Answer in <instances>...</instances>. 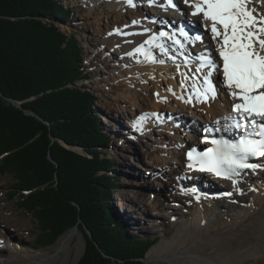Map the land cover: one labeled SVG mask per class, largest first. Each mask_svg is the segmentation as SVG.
Here are the masks:
<instances>
[{"label":"trees","instance_id":"trees-1","mask_svg":"<svg viewBox=\"0 0 264 264\" xmlns=\"http://www.w3.org/2000/svg\"><path fill=\"white\" fill-rule=\"evenodd\" d=\"M68 17L57 0H0V173L13 177L9 198L37 221L41 248L77 228V264H143L159 238H129L111 213L108 137L96 97L74 86L87 78L82 48L51 23Z\"/></svg>","mask_w":264,"mask_h":264},{"label":"bare ground","instance_id":"bare-ground-1","mask_svg":"<svg viewBox=\"0 0 264 264\" xmlns=\"http://www.w3.org/2000/svg\"><path fill=\"white\" fill-rule=\"evenodd\" d=\"M75 1L84 4L87 9H89L87 15V18L89 19L94 16L95 12H98L100 15L105 14V30L111 32L105 35L98 30L100 27L99 18H97V20L93 18L94 30H92V32L101 37V39L97 41V44L102 48L104 47L108 53L114 55V58H116L117 63L112 67L114 70L113 73L116 72L115 75L117 80L122 81L123 85L129 87L128 92L131 90L126 98L132 102H136L139 95L137 91L130 88L134 86L135 83H143L145 81L152 82L155 92L158 93V97L155 100L149 101L148 106L151 109L148 111L147 115L142 114L136 118L132 116L133 122L131 129H133L138 138L141 139L149 136L150 133L147 131L152 122L155 125H153V123L151 125L155 126V128L158 126L162 127L164 130L174 131L177 137L174 140L172 139L170 145L171 148L168 149L169 151L162 152L166 153L168 159L166 156L160 157L158 155L159 158H156V163H159V167L162 165V168H165L166 166L168 170L171 169L169 170L171 171L169 176H171L172 179H176L181 186L185 185L184 179H186L190 184L188 188L187 185L183 186L184 188L186 187V190L190 191L189 189H191V187H201L203 189V192L200 194L196 191H190V197L194 196L201 201L198 204L195 203L196 210L194 213L188 218L180 220L178 230L173 238L175 243L172 242V244L166 248H162L164 245L162 243L156 247H154V245V248L149 250L148 254H146V257L144 258L145 263H149L150 260L153 259V254L169 251L170 249L173 250V258L170 259V261L180 264H246L251 259L256 261L259 257V248L262 246L264 249V171L258 170L255 174L244 176L241 179V182L234 187L232 183L217 180L211 175L198 173L188 169L184 156L188 147H192L198 143V135H200V137L206 135L208 131V123H229L230 117L235 116L237 113L233 111V106L239 102L233 99L229 94L232 90L221 86L220 78L224 77L220 72H212L211 75L215 85L221 91L220 98L212 100L210 104L201 102L203 100L202 95H204L201 81H203L205 72H208L209 70L205 69L200 72H194L193 68L196 65L191 62L194 60L191 55L193 54V56L196 57L199 54L208 55L213 61H217V57L220 56L219 48L221 45L217 40L212 38L210 30L211 24L208 22L205 23L201 16H195L194 26L204 31L206 35L204 44H199L198 47L193 48L192 52L183 50L172 53L173 51L171 50L162 53L160 49H156V42L151 44L145 43L146 41H150V37L154 32L158 29L165 28L166 17H172L171 13L167 11L163 4L158 0H156L158 6H149L148 0H145V6L137 5L134 2V7L129 6L128 0ZM178 5L183 9L190 10L191 12L193 11L191 7L186 6L181 0H178ZM248 7H255L259 12L264 13V0H261L259 3H257V0H252V3L249 4ZM155 16L158 17L156 21L153 18ZM124 18H126V20H124ZM187 19L193 20L191 15H188ZM133 21H136V23H133ZM158 42L169 43V40L160 37ZM140 44H144L143 49L145 53L150 51L153 59H146L144 54L133 52L134 48ZM164 46H166L165 43ZM184 56L191 60L190 65L184 64L182 61ZM153 60L155 62H153ZM160 61L163 62L161 63ZM177 65H179V68ZM163 81L165 83L164 88L166 89H157ZM196 88L201 89L199 96H197ZM158 102L165 103V106L168 108L166 113L174 114L171 119L162 114H158L159 120L157 121V119L153 120L149 116V113L155 111ZM162 107L164 110V106ZM141 111L143 110H140V112ZM145 117L147 118L145 119ZM183 119H187V121H183ZM138 121H142V124L139 127L137 126ZM240 121L242 122V119H240ZM174 124L181 126L179 127ZM120 126L121 127L117 128V130L114 129L112 133H114V136L119 139V144L128 145L130 142L131 145V139L126 135V125ZM188 131L190 134L187 133ZM140 146L141 151H143L142 149H144V145L140 144ZM145 153H147L146 150ZM152 164L153 163H148V165ZM123 165H126V163L124 162ZM175 165L178 168L172 169ZM143 171L145 172V170ZM148 174H150V172ZM156 175L153 173V178L159 179V173L158 176ZM130 177L138 179L140 176ZM225 184L227 185L226 193H232L231 196H224L223 191L217 188V185L219 187V185L223 186ZM151 185L153 188L156 184L151 183ZM145 186H147V189L151 188L148 183L145 184ZM229 186L230 189H228ZM156 189L159 190L160 187ZM250 189H255V191ZM204 192H208L209 195L212 196H205ZM234 192H237L238 195L235 196ZM157 193L160 196L159 192ZM173 196L176 198V202H178L181 197L183 199L188 198V193L181 196L173 194ZM140 197L142 207H147L148 201H151L150 203L153 204V206H164V202L160 199L154 197L148 198L146 195H141ZM221 198H225L226 201H231V204H219L218 199ZM222 209H228L229 211L222 213ZM130 210L135 211L133 209ZM152 215L159 216V208L152 212ZM143 220H147V217L141 213L140 217L130 218L128 223L139 225V223H141L140 221ZM119 222L122 224L123 228H126L121 218H119ZM9 229L10 231L20 232L24 227L20 224L16 225L7 216H0V235L2 230L10 233V235L19 242H27L21 234H13V232L11 234ZM237 230L238 232H236ZM75 231L76 230H72L66 235L55 248L56 254L53 257L49 256L48 258L47 254L43 255L41 253H35L34 255L29 256L26 255V251H22V253L18 254L17 246L20 245L6 237L4 242L10 240L7 246L11 243H14V245H12L13 247L11 248V251L9 250L11 252L9 258H1V254L5 251V248H3V246L0 248V264H47L54 261L57 255L68 249L75 236ZM242 231L253 234L256 238V243L248 249H233L231 244V234L234 235ZM204 241L209 243L212 250L215 252V256L205 257L193 253V251L198 249L197 245ZM21 249L23 250V248ZM178 249L184 250L180 253H175Z\"/></svg>","mask_w":264,"mask_h":264},{"label":"rangeland","instance_id":"rangeland-1","mask_svg":"<svg viewBox=\"0 0 264 264\" xmlns=\"http://www.w3.org/2000/svg\"><path fill=\"white\" fill-rule=\"evenodd\" d=\"M57 1L63 7V9L69 11V17L67 20H59L58 22L54 21L51 23L54 24L59 31L75 39L82 48L84 61L82 67H84L86 70L85 73H87V78L77 82L74 86L82 90H88L96 97L94 104L99 113L100 123L101 121L103 123H101L102 133L108 137L107 146L100 149L102 153L100 157L110 160L111 164L110 175L113 178V190L110 199L113 203V206L111 204V213L115 219H122V222L126 226V235L129 238L157 237L159 238V241L154 247L160 243L164 244L162 248L169 247L172 242H174L173 238L178 230L180 220L188 218L192 213H194L196 210L195 203L198 204L201 201L200 199L195 201L194 198L189 196L186 199L181 197L180 201L176 202V198L173 196V194L176 196L185 194V191H182L184 188L178 185L176 179H172L171 176H169L171 174V171L169 170L171 169L168 170L165 166L166 164L164 165L165 168H162V165H160L162 168L161 169L158 166L159 163H156V158H159L158 155L160 157L166 156L168 159L166 153L162 152L169 151L168 149L171 148L170 145L172 143V139L174 140L177 136L174 131L164 130L162 127L158 126L155 128V126H153L155 125L153 122V125H151L152 123L149 125V130L147 132L150 134L147 136V138L145 137L141 139L138 138L136 134H130L128 132L126 133L127 137L131 139V145L130 142L128 145L119 144V139L114 136V133H112L114 129L117 130V128L121 127L120 125H126L127 129H129L131 132H134V130L130 129L132 125V116L136 118L142 114L147 115L148 111L151 109L148 106L149 101H153L158 97V95H155L157 92L154 90V85L150 81H145L143 83L140 82L141 84L135 83V85L130 89L137 91L139 95L138 100L136 102L128 100L126 96L129 95L128 93L131 92V90L128 92L129 87L123 85L122 81L117 80L115 75L116 72L113 73L114 70L112 67L117 63L116 58H114V55L108 53L104 47L102 48L97 44V41H99L101 37L100 35L98 36L92 32V30H94L93 18L96 20L97 18L100 19V27L98 29L99 31L103 32L105 35L111 32L109 30H105V14L100 15L98 12H95L94 16L89 19L87 18L89 9H87L84 4L75 0ZM124 20H126V18H124ZM164 87L165 83L163 81V83H161L157 89L165 90L166 88ZM162 106H164L165 111L163 110ZM140 110L143 111L140 112ZM166 111H168V108L165 106V103L158 102L155 111L149 113V116L153 120H156L157 116L159 117L158 114H162L169 118L174 116L173 113H166ZM183 121H187V119H183ZM174 125L179 127L181 126L178 124ZM140 144L144 145L143 148L147 151V153H145L144 149L141 151ZM62 145L67 149H71L74 152L82 154L81 148H70L64 143H62ZM124 162L126 165H123ZM148 163L153 164L148 165ZM177 168L178 167L175 165L172 169ZM143 170H145V172ZM149 172L150 174H148ZM152 172L155 175L157 174L156 176H158L159 173V179H154ZM130 176L140 177L138 180L137 178H132ZM13 181L14 180L11 175L0 173V216H7L16 225H22L24 227L22 231L16 232L12 230L10 231L9 229V232H11V234L12 232L13 234H21L27 240V242H19L12 235H10V233L1 230L0 248L3 246L5 251H8H3L1 258H9L11 254V248L13 247L12 245H14V243H11L9 246H7L10 240H5L6 242H4L6 237L20 245L17 246L18 254L22 253V251H26V255L29 256L34 255L35 253H41L43 255L47 254L48 258L49 256L53 257L56 254L55 248L57 247L58 243L72 230H76L75 236L68 249L57 255L56 258L54 257V261H51L47 264H77L82 258L86 248V240L83 233L77 228L71 229L62 235L51 246L41 248L40 228L37 221L32 215L25 213L19 208V200L17 198L13 200L9 198V189ZM185 181L186 180L184 179V182ZM147 183L151 188L147 189V186H145ZM151 183L156 185L152 188ZM185 184L187 185V188L190 185L189 183ZM159 187V190L156 189ZM217 188L221 189L224 193L227 192L226 184L223 186L219 185V187L217 185ZM228 189H230V186ZM157 192H159L160 196ZM141 195H146L148 198L154 197L156 199H160L164 202V206H153V204L150 203L151 201H148L147 207H142V204L140 203ZM234 195L237 196L238 193L234 192ZM218 200L219 202H217L221 205L231 204V201H226L225 198ZM157 208L160 210V215H152V212L156 211ZM228 211V209L221 210L222 213ZM141 213L147 217V220L140 221L141 223H139V225L128 223L130 218L140 217ZM236 232H238V230ZM231 237L233 249H248L256 243L255 236L245 231L234 235L231 234ZM2 244H5L6 246ZM21 248H23V250ZM197 248L198 249L193 251V253L205 257L215 256V252L212 250L207 241L198 244ZM182 250L184 249H178L175 251V253H180ZM148 252L146 254H148ZM172 252L173 250L170 249L169 251L153 254V259L150 260L149 263H145V255L141 261L143 262L144 260L143 264H180L170 261V259L173 258ZM246 264H264V249L262 246L259 248L258 259L256 261L251 259Z\"/></svg>","mask_w":264,"mask_h":264},{"label":"snow or ice","instance_id":"snow-or-ice-1","mask_svg":"<svg viewBox=\"0 0 264 264\" xmlns=\"http://www.w3.org/2000/svg\"><path fill=\"white\" fill-rule=\"evenodd\" d=\"M182 2L193 9L190 13L192 16L199 15L205 23L211 22L212 38L221 45L219 55L223 59L226 86L230 90L234 89L229 94L233 99L241 101L234 104L233 111L245 122L241 124L237 120L223 128L225 132L230 127L243 130L239 139L223 137L212 139L210 142L214 147L204 151H197L195 148L188 151L187 168L230 180L235 187L244 176L255 174L257 170L264 171V13L255 7H248L252 0H182ZM259 2L261 0H257V3ZM148 3L149 6H158L156 0H148ZM166 3L173 10L180 11L175 0H166ZM128 4L135 6L134 0H128ZM179 31L185 40L189 39L183 28ZM167 35L164 32L160 33V36ZM195 39L201 40V37L197 36ZM173 44L178 45L180 50L184 48V44L178 39H173ZM159 47L162 53L167 52L163 45ZM135 51L144 54L146 59H153L150 51L145 53L143 46L136 48ZM197 59L199 66L196 72H200L204 67L209 69L203 77L204 95L212 93L214 98L216 87L210 77L216 69V63L208 55H202ZM177 67L179 68V65ZM200 91V88H196L197 96ZM141 124L142 121H138L137 126ZM253 160L261 162H251ZM225 195L231 196L232 193Z\"/></svg>","mask_w":264,"mask_h":264},{"label":"water","instance_id":"water-1","mask_svg":"<svg viewBox=\"0 0 264 264\" xmlns=\"http://www.w3.org/2000/svg\"><path fill=\"white\" fill-rule=\"evenodd\" d=\"M11 103H12L15 107L19 108L20 103L15 102V101H11ZM73 229H75V228H73Z\"/></svg>","mask_w":264,"mask_h":264}]
</instances>
